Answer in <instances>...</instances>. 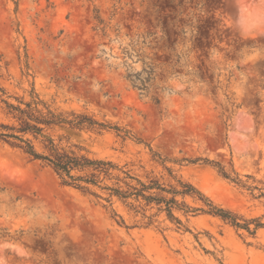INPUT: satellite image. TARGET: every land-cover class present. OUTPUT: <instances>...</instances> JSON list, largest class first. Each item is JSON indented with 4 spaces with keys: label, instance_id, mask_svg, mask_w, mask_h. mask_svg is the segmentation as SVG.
I'll list each match as a JSON object with an SVG mask.
<instances>
[{
    "label": "rangeland",
    "instance_id": "obj_1",
    "mask_svg": "<svg viewBox=\"0 0 264 264\" xmlns=\"http://www.w3.org/2000/svg\"><path fill=\"white\" fill-rule=\"evenodd\" d=\"M33 94L43 113L108 127L47 128L59 147L127 164L143 183L181 179L263 227L143 217L0 142V264H264V0H0V122L3 101Z\"/></svg>",
    "mask_w": 264,
    "mask_h": 264
},
{
    "label": "trees",
    "instance_id": "obj_2",
    "mask_svg": "<svg viewBox=\"0 0 264 264\" xmlns=\"http://www.w3.org/2000/svg\"><path fill=\"white\" fill-rule=\"evenodd\" d=\"M33 95L27 102L19 100L17 104H12L3 101L4 115L10 119V122H0V142L20 151L30 161H39L44 167L49 168L58 177L61 185L73 187L84 193H91L90 186L99 187L107 192L106 201L116 198L128 210L141 213L143 217L146 210L155 208L158 212H165L166 217L178 226H182V223L174 216L175 211L181 212L184 216L210 215L235 229H244L250 235H254L257 229L263 227L258 219L240 222L241 219L235 214L213 204L191 184L181 179H176L174 185L162 184L155 179L143 183L130 175L129 170H124L127 164L120 167L108 159L90 158L59 147L50 136L45 134L47 128L60 127L73 131L85 130L100 133L108 127L81 114H56L47 108L43 113L38 106H45V103L36 94ZM115 130L122 141L128 138L126 131L117 127ZM33 140L39 142L41 152L36 149ZM150 151L152 152L151 149ZM153 155L156 156V154ZM160 164L170 173V169L164 166L163 160ZM217 172L222 178L240 184L237 177H232L231 173L220 165H217ZM105 181H111L112 184L106 185ZM186 197L197 198L202 206H188L183 201ZM117 223L122 224V220ZM250 224L254 227L250 228Z\"/></svg>",
    "mask_w": 264,
    "mask_h": 264
}]
</instances>
